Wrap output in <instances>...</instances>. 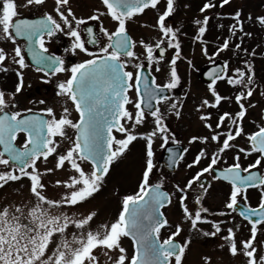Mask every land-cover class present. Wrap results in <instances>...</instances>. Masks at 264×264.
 I'll return each instance as SVG.
<instances>
[{
  "label": "snow or ice",
  "instance_id": "6c2138e0",
  "mask_svg": "<svg viewBox=\"0 0 264 264\" xmlns=\"http://www.w3.org/2000/svg\"><path fill=\"white\" fill-rule=\"evenodd\" d=\"M102 4L106 13L97 12L85 20L76 17L70 0H54L55 15L44 12L40 19L30 20L19 18V9L46 7L47 0H0V39L14 45L11 52L0 47V75L6 77L11 71L18 78L13 91L0 89V189L27 179L29 195L27 201L0 207V264H100L98 257L101 254L106 258L105 264H183L192 240L189 238L182 244L175 242L183 231L181 224H176L174 231L161 239V230L172 228L162 209L173 204L174 195L182 212L181 223L188 222L190 229L197 233L201 231L198 225L210 224L213 231H204L203 236L215 237L223 231L226 235L222 238L232 257L242 255L246 264H264V174L253 171L264 167V117L255 131L246 133L244 129L249 110L257 107L253 97L264 98V91L256 92L255 65L256 57L264 56V14L253 16L235 10L228 17L232 23L227 25V37L222 40L217 37L218 42L210 54L209 45L213 43L207 38L210 21L225 18L211 10L231 6L232 0H206L199 8L204 15L194 20L197 31L192 39L200 44L201 54L214 65L221 53L230 52L231 56L208 73L210 99H201L196 109L209 134L194 135L188 141L189 145L200 144L202 147L187 167L192 169L205 159L209 162L185 185L177 183L170 193L163 190V178L152 182L150 176L155 167V140H161V147H166L169 141L179 144L175 136H170L166 115L159 105L171 101L168 93L181 85L177 68L178 60L184 59L181 29L167 21L180 11L182 5L180 0H102ZM148 9L157 13L155 24L141 26L157 30L159 35L154 43L134 40L128 31V22ZM104 15L115 22V29L109 31L101 25L99 31L106 37L105 43L91 27H87V43L99 46V52L89 51L80 26ZM246 24L261 35V42L255 47L245 46V40L254 37L253 31L246 30ZM215 27L223 30L225 24L217 23ZM58 33H64L72 41L71 48L66 51L72 54L78 51L90 58L69 69L62 57L48 54L45 37L51 39ZM17 38L26 42L27 54L37 65V72H42L45 77L70 72L66 80L57 83L56 95L71 102L78 113L77 120L70 118L67 107L59 117L52 107L43 109L41 115L34 114L31 108L13 110L18 108L17 95L25 88L23 70L29 67L25 50L17 44ZM138 46L142 54L136 52ZM168 49L174 52L165 65L162 61L166 59ZM233 56L237 58L235 67L231 65ZM145 61L149 65L156 64L155 71L162 73L166 82L157 83L155 77L149 82L143 74ZM187 63L193 66L191 59ZM129 66L132 70H128ZM218 82L231 87L233 94H221ZM43 83L47 84L49 80L45 79ZM133 89L135 99L129 95ZM39 103L46 101L41 99ZM231 103L237 106V111H220ZM179 104V101H173L167 108L168 114L177 119L182 111ZM211 110L217 111L215 122ZM146 115L152 118L154 126L148 132H138ZM21 133L24 140L18 147L16 141ZM114 133L122 134L121 138ZM238 138L245 139L246 146L236 143ZM137 140L145 142L138 191L123 197L122 211L115 221L97 224L98 212L82 210L83 206L96 198L113 164L124 157ZM62 141H67L68 146L59 151ZM168 151L169 164L175 167L184 160V153L189 149L185 147L182 153ZM229 152L233 162L217 170L215 166L222 160L227 164L224 156ZM253 154L256 158L247 166L242 165V157ZM50 158L52 167H47ZM58 171L66 173L64 179L47 180ZM206 173L212 180L226 181L230 185L225 211L215 215L227 217L237 213L239 208L238 215L250 225L247 239L237 240L235 225L224 227L232 221L214 222L202 215L209 209L202 206L201 201L212 187L211 183L206 184L200 179ZM196 181L200 183L195 204L201 206L190 210L186 203L188 190ZM49 188L61 190L62 195L58 199L49 197L46 194ZM249 189L258 191L256 207L248 203ZM241 203L243 207H240ZM258 233L261 239H258ZM125 238L132 242L131 256L124 247ZM220 247L223 249L225 245ZM202 264H213L212 258L204 256Z\"/></svg>",
  "mask_w": 264,
  "mask_h": 264
},
{
  "label": "flooded vegetation",
  "instance_id": "af4514ba",
  "mask_svg": "<svg viewBox=\"0 0 264 264\" xmlns=\"http://www.w3.org/2000/svg\"><path fill=\"white\" fill-rule=\"evenodd\" d=\"M181 1L183 3H181ZM193 1L194 0H180V3H181V5H184V2H185L187 5H189V7H187L189 9L190 4H192ZM53 4H54V0H47L46 7L31 8V9L20 8L19 9V12H20L19 18L36 20V19H40L44 12L52 13L53 15H55V13L53 12ZM239 4H240V0H233L231 6H226L222 10L216 9V13L222 14L225 18L222 21H217L215 19L210 21V25H209L210 31L207 34V38L210 41H213L212 44H214V47H215V43L218 42L217 37H219L220 40L227 37V35H228L227 25L232 23L231 19H229L228 17H230L231 14H233V12L235 10H237V9L241 10L242 13H244V14L251 13L253 16L257 15L254 13L255 9H252V6H249V3H247L243 6H239ZM70 5H71L73 12L76 15V17L77 18H83L85 20H87V18L90 15H94L97 12H105L106 13V8L102 4V0H70ZM198 5L200 8L203 5V2H200ZM228 7H231V12L226 13L225 10H227L226 8H228ZM199 8L195 9V10L199 11ZM150 11H152V10L151 9L145 10L144 14H146ZM144 14H141V15L133 18L132 21L128 22V31H129L131 38L134 40H136V37H135L133 31L135 28H139L140 22L142 20V17L144 16ZM203 15L204 14H202V16ZM172 20H173V17L169 18L168 21L171 23ZM221 22L225 24V29L217 30L215 25L217 23H221ZM101 25L104 28L108 29L109 31H113L115 29V22L112 21L111 18L107 15L101 16L100 19L97 21L88 20L86 25L80 26L82 39L85 40V42H86L85 46L88 48L89 51L99 52V46L87 43L88 37H87V33H86L85 29L87 27H91L93 29V31L98 36H100L101 41L106 43V37H103V35L99 31ZM173 26L181 29L180 39L182 42V47L184 45L186 46L189 43L192 44L191 47H193L195 45H200L199 43H194V41L192 39L193 35L195 33V31H193L194 27H192V24L191 25L190 24L189 25L183 24V26H182L181 23H173ZM245 27H246V30H251L254 32V37L252 40H247V39L245 40V42H244L245 46L249 47V48L255 47L258 43L261 42V35L259 33H257L255 29L249 28V26L247 24L245 25ZM45 41H46L45 46L49 49L48 54L62 57L65 60V67L66 68L70 69L75 64L81 63L84 60L90 58L83 53H79L78 51L76 54H72L71 52L66 51V49L71 48L72 41L64 33H58L55 37H53L51 39L45 37ZM17 44L22 49L25 50L24 51L25 60H26V63L29 64V67L23 70L25 88L22 91V93L17 95L16 100L18 102V108L13 109V110L24 111L28 108H31L34 114L41 115L43 109H45L47 107H52L54 109L57 117H59V116H61L59 113H62V115H63V109H64V107H67L70 111V118L73 119L74 121L77 120L78 119V113L75 112L74 106L71 104V102L68 101L66 97L56 95V93L58 91V89L56 87L57 83L66 80L69 77L70 72L58 73L55 75L50 74L48 77H45L42 72L36 71L37 65L33 64L31 56L27 54L26 42L21 38H17ZM0 47H3L6 49V51L11 52V50L14 48V45L10 41L0 39ZM189 49H190V45L188 47V50ZM257 51L259 52V49H257ZM136 52L138 54H141L140 52H138V47L136 48ZM173 52H174V50H172V49H168V51L166 52L165 55H166V58L169 57L168 60H170L171 56L173 55ZM210 52H213V50H211ZM168 53H169V56H168ZM229 56H231L230 52L221 53V56L217 57V59H216L217 60L216 65H220L222 63V61L224 59H227ZM164 61H162V62H164ZM178 63H179V60L177 62V68H178ZM236 64H237V58L233 56L231 59V65H232V67H235ZM212 65H214V64H212ZM212 65L210 64V65L206 66L205 68H202L201 70L196 69V71L194 72V76L189 78L186 83L181 78V85L168 93V95L170 97H172V100L168 101V103L170 104L173 101H179L180 102L179 106L182 107V111H181V117L179 119H177L174 115L168 114V112H167V117L169 118V120L167 122V125L169 128V134H170V136H175L176 139L179 141V144H172L171 141H169V144L166 147L162 148L163 151H162L161 155H160V153H158V155H160L158 157L159 158L158 160H160V162L158 161L157 169L163 170L164 172H166L165 175H169L172 177L175 176V178H176V179L173 178L172 181L169 180L168 183H164V188H163L164 191H168V192L172 193L174 191V186L177 183L180 184L181 186L185 185L188 180L193 178L195 173L201 167L207 166V164L209 162L206 159L202 160L200 165H197L196 167L189 169L187 167V164L192 161V159L198 153V150L202 147V145L192 144L191 146H189L186 143V141H184V140L187 137L186 132H187L188 127H189L186 123V119L189 122L191 116H193V114H194L197 117V120L200 122V120L198 118L200 113H198L196 111V109L199 106L201 99H203L201 97H204V96L199 95L198 91H199V89H202V90L205 89V91L207 90V85L211 81L204 79L203 75H204L205 70ZM255 65H256V75H257V81H258L257 88L261 86V88L264 89V71H261V70H264V56L258 55L255 59ZM144 69L147 70L148 76H151L152 78L155 77L157 80V83H161L159 81V78H157L158 76L154 72L153 67H151V65H149L147 62L144 63ZM128 70H132L131 66H129ZM178 73H179V68H178ZM179 75H180V73H179ZM17 79L18 78L11 71L9 72V74L6 77H4L3 75H0V89H5L9 92L13 91L15 83L17 82ZM45 79H48L49 83H47V84L43 83V81ZM28 85H31V87H28ZM193 85H194V87L196 86V88H195L197 91L196 93H193V87H192ZM217 88L221 92V94H223V95H232L234 92V90L231 87H229L228 85H226L223 82H218ZM129 95L133 99H135L134 89L129 93ZM191 95L192 96L196 95V96H200V97L196 98L195 96H193L192 98H190ZM254 98H255V96L253 97V101H254ZM41 99H44L46 101V103L40 104L39 101ZM164 103L159 105V107H161ZM187 104H190V105H187ZM187 106L191 107V109H189V111H187V109H186ZM129 109L132 110L131 106H129ZM224 110L235 112L238 109L234 103H231V104H228L225 107L220 109V111H224ZM211 111L213 113V122H215V119L217 116V111L216 110H211ZM262 117H264V112L259 118V120H261V123H262ZM145 120L148 124H151L152 127L154 126L152 118L150 116L146 115ZM253 121H255L254 108L249 110V113H248V115L244 121V129H245L246 133H251V132L256 130V128L254 127L256 124L253 123ZM197 132H198V134H196V135H208V130L203 127V124H202L201 129H198ZM114 135H116L117 138H121L122 134L114 133ZM57 139L59 140L60 138H57ZM23 140H24V134L21 133V134H19L17 141H16V144L18 147L22 146ZM138 141L139 140L134 141L133 143L138 142ZM236 143H238L239 145L242 144L243 146H246V140L243 138H238ZM185 147H187L189 149V151L187 153H184V160L180 161L179 164L175 167L171 166L173 168L171 170H168L166 165L170 166V164L169 163L167 164V161L164 160V155H165L166 150L172 148L173 151L182 153L183 149ZM144 157H145V152H144ZM255 158H256V154H253V156H250L247 158L242 157L241 163H242V165L247 166ZM224 160L227 161V164H225L222 160L218 165L215 166L217 170L222 169L223 167H226L228 164H231L233 162L232 161V153L231 152L227 153L224 156ZM154 161H155V157H153V163H154ZM113 166H112V168H113ZM253 171H259L260 174H264V167H260L258 169H253ZM179 173L184 174V178L182 180L177 179V176ZM200 179H201V181H204L206 184L207 183L212 184L211 189H209V194L206 195L204 197V199L201 201V205L204 207H207L209 209V212L202 214V215L206 216L207 219L212 220L214 222L221 221V220L232 221V224L224 225V227L235 225L236 229H238L236 231V236H237L238 241H242L244 239L243 237H245V234L248 238L250 235V233H249L250 225H247V222L244 221L238 215L239 208L237 209V213H231L227 217H219V216L215 215V213H218L219 211H225L224 204H225V202L228 198V195H229L230 185L226 181L212 180L211 176L207 173L204 176H202ZM199 183H200V181L194 182L193 188L188 190V199H187L186 203L191 210L198 209L201 206V205L195 204V199H196V196H197L198 190H199L198 189ZM168 185H170L169 189L167 188ZM214 191H218L221 195V204L220 205H215L209 199V197L212 196ZM248 196H249L248 203L250 204V206L256 207L258 204V200H259L258 191L256 189H249ZM243 206H244L243 203H241L240 207H243ZM171 208H172V217L175 220L182 219V212L177 205L175 195L173 196V204L162 209V211L165 213V216L168 219V221H169V218L167 216V211H169ZM169 223H170V221H169ZM170 225H172V228H165V229L161 230V239L167 238V236L170 235L171 231H174L176 224L170 223ZM181 227H182L183 231L180 233L179 236H177L175 238V242L181 243V244L189 238L191 240L194 238L195 239H202L203 238L202 233L204 231H213L210 224L198 225V227L201 230L200 233H197V232L191 230L190 224L188 222H184V225L183 226L181 225ZM205 229H207V230H205ZM224 235H226V233L223 231L221 233L217 234V236L219 238H221L222 240H223L222 237ZM258 239H261L259 233H258ZM187 251H186V254H187ZM259 251H260V249L258 248V253H259ZM185 257H186V255H185Z\"/></svg>",
  "mask_w": 264,
  "mask_h": 264
},
{
  "label": "rangeland",
  "instance_id": "374dc122",
  "mask_svg": "<svg viewBox=\"0 0 264 264\" xmlns=\"http://www.w3.org/2000/svg\"><path fill=\"white\" fill-rule=\"evenodd\" d=\"M218 1V0H217ZM203 2L205 3L206 0H194L192 4H190V8H184L183 5L178 13H176L173 16V20L170 23L167 21L170 25L173 26V23H181L183 24H192V27H194L193 31H197V26L194 24V20L201 18L202 14L199 13V11H196L195 9L199 8V3ZM233 2V0H232ZM181 3H183L181 1ZM249 3V6H252V9L254 10L255 14H264V0H240L239 6H243L245 4ZM184 4H186L184 2ZM251 4V5H250ZM226 13L231 12V7L226 8ZM229 9V10H228ZM251 9V10H252ZM219 10V9H218ZM222 10V9H220ZM192 11V12H191ZM211 13H216V9H212ZM157 19V13L152 10L142 17V20L140 22L139 28H135L133 33L136 37V40L139 41L140 39H144L149 42H155L156 38L158 37L159 33L155 28H145L142 27V24H148V25H154L155 21ZM196 28V29H195ZM194 33V35H195ZM193 35V36H194ZM223 38V37H222ZM190 45V49L188 50V47ZM192 44H187L182 47V57H184L183 60H179L178 68L179 73L182 78V80L186 83L187 80L194 76V72L197 70H201L202 68H205L208 65H212L213 63L208 60L206 57H204L201 54L200 45H195L191 47ZM211 50H214V44H210L209 46V53ZM138 52L142 54V49L138 46ZM169 56V53H168ZM169 57L166 58L162 64H168ZM191 59L193 62V66H189L187 63V60ZM217 59V58H216ZM217 61V60H216ZM146 63V61L144 62ZM151 67H153L154 72L157 74V78H159V81L161 83L166 82V78L162 73H157L155 71V68L157 67L156 64H152ZM264 71V70H261ZM193 87V93H196V86ZM264 91V89L260 87L256 88V92ZM199 95H203L204 97L201 98H209L210 94L205 89H199ZM196 98H199L200 96L193 95ZM191 95L190 98L193 97ZM261 100H264V98L259 97L258 95L255 96L254 102L257 103V107L254 108V114H255V124H261V120H259L260 116L264 112V103H260ZM168 102H165L160 108L161 111L165 113L166 120L165 123L167 124L169 118L167 117V108H168ZM190 105V104H187ZM187 111L191 109V107H186ZM62 115V113H59ZM184 122V121H183ZM186 123L189 126L188 130L186 132L187 137L184 141L188 144L189 139L198 134V129H201L202 122L197 120V117L193 114L191 116L189 122L186 119ZM256 125L254 126L256 128ZM151 124H148L145 120L144 124L142 126H138L137 131L144 133L152 130ZM209 134V133H208ZM184 136V135H183ZM161 140L157 138L155 140V143L153 145V151H154V169L153 173L150 176V181L155 182L157 179L163 178L164 183H168L169 180L172 181L174 177L165 175L166 172L163 170H158V160L159 156L161 155L163 151V147H161ZM189 145V144H188ZM68 146L67 141L61 142V147L59 151H63ZM191 146V145H189ZM240 146H243L242 144ZM144 152H145V142L143 140H139L138 142L133 143L130 145V150L128 153L125 154L124 157L116 161L113 165V168L109 175L105 178V183L103 188L99 193L96 194V198L92 199L89 203L85 204L83 206L82 210L92 209L96 210L98 212V219L96 221L97 224L103 223V222H112L115 221L118 217L119 213L122 211V201L123 197L130 194H135L138 191V186L141 180V175L144 167ZM160 153V155H158ZM41 170H43V165L40 166ZM47 167H52L51 158L50 162L47 164ZM66 173L63 171H58L54 176L47 177L48 181H54L55 179H64ZM184 178L183 173H179L177 176L178 180H182ZM27 186L28 181L27 179H24L20 182H16L11 184V186H6L4 189H0V207L5 206L9 203H20L22 201H27L29 199V195L27 192ZM170 185L167 186L169 189ZM23 193V194H21ZM49 197L58 199L60 195H62V191L58 189H52L49 188L47 193ZM223 194V193H222ZM210 201L213 202L215 205L221 204V195L218 191H214L212 196L209 197ZM176 205V204H175ZM190 209V208H189ZM191 210V209H190ZM167 216L169 218L170 223L178 224L180 223L182 226L184 225V222L181 223L182 219L175 220L172 217V208L167 211ZM95 227V225H93ZM207 230V229H205ZM211 232V231H208ZM247 239V236L245 234V237ZM124 247L127 250V254L129 256L132 255V248L127 238L123 241ZM225 245V247L222 249L220 246ZM204 256H209L212 258L213 264H246V258L242 255H238L236 257H232L227 252V242L225 240H222L217 235L215 237L203 236L202 239H192V244L190 245V249L187 251L186 257L183 259V264H202V258ZM100 264H105L106 258L103 257L101 254L98 257Z\"/></svg>",
  "mask_w": 264,
  "mask_h": 264
},
{
  "label": "water",
  "instance_id": "95a60500",
  "mask_svg": "<svg viewBox=\"0 0 264 264\" xmlns=\"http://www.w3.org/2000/svg\"><path fill=\"white\" fill-rule=\"evenodd\" d=\"M212 68H213V67H209V68L204 72V75H203L204 79L210 81V80H209V77H208V73L212 70ZM170 149H172V148H170ZM168 154H169V151L167 150V151H166V155H165V157H164L165 161H168V159H169V158H167ZM168 167H169L170 169L173 168V167H171V166H168Z\"/></svg>",
  "mask_w": 264,
  "mask_h": 264
}]
</instances>
